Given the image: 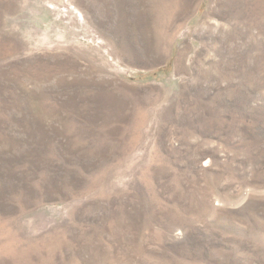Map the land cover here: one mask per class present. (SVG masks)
<instances>
[{
	"label": "rangeland",
	"instance_id": "rangeland-1",
	"mask_svg": "<svg viewBox=\"0 0 264 264\" xmlns=\"http://www.w3.org/2000/svg\"><path fill=\"white\" fill-rule=\"evenodd\" d=\"M0 264H264V0H0Z\"/></svg>",
	"mask_w": 264,
	"mask_h": 264
}]
</instances>
